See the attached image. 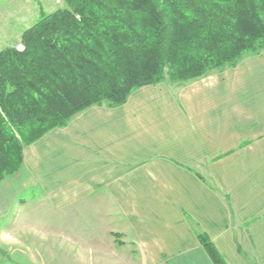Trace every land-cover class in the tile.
I'll list each match as a JSON object with an SVG mask.
<instances>
[{
  "label": "crops",
  "instance_id": "obj_1",
  "mask_svg": "<svg viewBox=\"0 0 264 264\" xmlns=\"http://www.w3.org/2000/svg\"><path fill=\"white\" fill-rule=\"evenodd\" d=\"M81 210L99 217L84 233L105 228L123 249L115 263L212 264L202 233L226 264H264V51L91 107L25 147L0 182V264L114 263L107 243L77 242Z\"/></svg>",
  "mask_w": 264,
  "mask_h": 264
},
{
  "label": "trees",
  "instance_id": "obj_2",
  "mask_svg": "<svg viewBox=\"0 0 264 264\" xmlns=\"http://www.w3.org/2000/svg\"><path fill=\"white\" fill-rule=\"evenodd\" d=\"M0 51V182L23 149L85 110L123 105L264 51V0H63ZM116 240L118 235H113ZM212 264H226L205 234Z\"/></svg>",
  "mask_w": 264,
  "mask_h": 264
},
{
  "label": "rangeland",
  "instance_id": "obj_3",
  "mask_svg": "<svg viewBox=\"0 0 264 264\" xmlns=\"http://www.w3.org/2000/svg\"><path fill=\"white\" fill-rule=\"evenodd\" d=\"M65 8L66 6L63 0H0V51L8 47H15L18 50H21L22 47L20 45V35L22 34V32H24L26 29L34 25L42 16L53 13L59 9H65ZM245 57H249V56H244L243 58ZM224 69L226 68L222 67L212 72H218ZM160 84H168V85L177 84L178 85L181 83L169 82L166 78ZM160 84H157V85H160ZM27 192L28 193H25V195L30 194V193H38V189L32 188V186H30L27 188ZM25 195L23 196L25 197ZM81 204H84V202H82ZM43 218H46V217H43ZM56 219L57 218L54 217V220ZM98 222H99L98 216L90 217L87 214L84 215L83 210L77 213L75 217V226H76L75 235H76L77 242L83 241L85 239L84 238L85 234L90 235L91 236L90 239H95V241L100 240L102 242H105L107 243L108 247H110L109 259H111V261L114 262V263H109V264H122V263H115V262L116 260H118V257L116 256H119V255L121 256L123 249H119L117 248L116 244L112 245L110 243L111 240L113 241V237L110 236V233L107 232L105 228L103 230L98 229L97 231H93L89 233L83 232L82 229H84V225H87V224L96 225L97 228H100V225L97 224ZM59 224L66 225L67 224L66 217L64 218L63 216H60ZM61 227H66V226H61ZM79 228L81 229L78 230ZM124 256L125 255H123V257ZM119 259L121 258L119 257Z\"/></svg>",
  "mask_w": 264,
  "mask_h": 264
}]
</instances>
